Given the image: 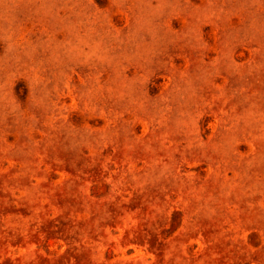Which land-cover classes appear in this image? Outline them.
<instances>
[{"label": "rangeland", "instance_id": "1", "mask_svg": "<svg viewBox=\"0 0 264 264\" xmlns=\"http://www.w3.org/2000/svg\"><path fill=\"white\" fill-rule=\"evenodd\" d=\"M0 264H264V0H0Z\"/></svg>", "mask_w": 264, "mask_h": 264}]
</instances>
